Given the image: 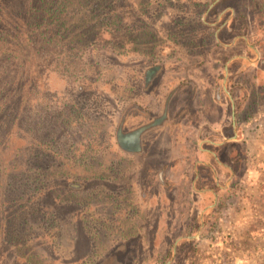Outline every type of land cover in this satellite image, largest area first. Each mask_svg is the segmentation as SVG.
<instances>
[{
	"label": "rangeland",
	"instance_id": "1",
	"mask_svg": "<svg viewBox=\"0 0 264 264\" xmlns=\"http://www.w3.org/2000/svg\"><path fill=\"white\" fill-rule=\"evenodd\" d=\"M0 27V264H264V0H0Z\"/></svg>",
	"mask_w": 264,
	"mask_h": 264
},
{
	"label": "flooded vegetation",
	"instance_id": "2",
	"mask_svg": "<svg viewBox=\"0 0 264 264\" xmlns=\"http://www.w3.org/2000/svg\"><path fill=\"white\" fill-rule=\"evenodd\" d=\"M140 133H141V131L134 133V134H129V135H125L124 137H121V139H123V146L129 148L133 144H136Z\"/></svg>",
	"mask_w": 264,
	"mask_h": 264
},
{
	"label": "trees",
	"instance_id": "3",
	"mask_svg": "<svg viewBox=\"0 0 264 264\" xmlns=\"http://www.w3.org/2000/svg\"><path fill=\"white\" fill-rule=\"evenodd\" d=\"M6 32V30H2V28L0 27V37L3 36V34Z\"/></svg>",
	"mask_w": 264,
	"mask_h": 264
},
{
	"label": "water",
	"instance_id": "4",
	"mask_svg": "<svg viewBox=\"0 0 264 264\" xmlns=\"http://www.w3.org/2000/svg\"><path fill=\"white\" fill-rule=\"evenodd\" d=\"M121 141L123 142V139H121Z\"/></svg>",
	"mask_w": 264,
	"mask_h": 264
}]
</instances>
